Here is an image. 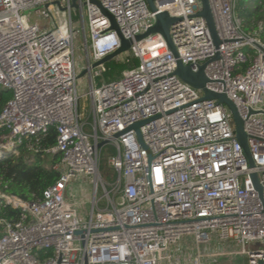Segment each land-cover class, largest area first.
Masks as SVG:
<instances>
[{"label": "built area", "instance_id": "built-area-1", "mask_svg": "<svg viewBox=\"0 0 264 264\" xmlns=\"http://www.w3.org/2000/svg\"><path fill=\"white\" fill-rule=\"evenodd\" d=\"M209 1L219 47L198 15L201 0H155L156 10L147 0H0V89L11 92L0 113V153L25 141L39 152L32 139L55 127L56 144L44 153L62 154L60 177L41 198L0 190V206L22 211L15 221L0 217V264H167L187 236L196 252L184 264H211L230 253L211 248L229 243L248 264H264V41L244 30L239 0ZM104 10L133 40L115 59H139L113 80L103 77L106 63L93 66L121 46ZM164 11L178 18L170 28L178 58L159 32L135 39ZM81 36L90 86L79 90ZM178 59L194 71L205 65L208 88L236 104L254 167L228 106L177 76ZM82 98L92 105L87 119ZM139 122L142 142L132 128ZM103 140L115 149L110 188L100 172ZM78 176L94 179L92 196L71 203Z\"/></svg>", "mask_w": 264, "mask_h": 264}, {"label": "trees", "instance_id": "trees-1", "mask_svg": "<svg viewBox=\"0 0 264 264\" xmlns=\"http://www.w3.org/2000/svg\"><path fill=\"white\" fill-rule=\"evenodd\" d=\"M237 12L243 20V28L247 33L256 32L264 41V0H239ZM139 64L136 57H128L124 60L111 59L106 62V72L103 77L113 80L122 74L127 68ZM11 98L10 91L0 89V113ZM6 130L0 129V133ZM57 141V130L51 127L46 135L32 139L33 146L40 149L39 152L29 150L27 141L19 146L20 155L7 153L0 158V190L18 196L25 201L37 200L42 197L43 192L54 184L60 177V171L54 165L62 159V154L48 155L44 151L55 145ZM111 153L115 149L111 148ZM33 161H29L30 156ZM21 209L11 205L0 206V217L10 220H18L21 217Z\"/></svg>", "mask_w": 264, "mask_h": 264}, {"label": "water", "instance_id": "water-1", "mask_svg": "<svg viewBox=\"0 0 264 264\" xmlns=\"http://www.w3.org/2000/svg\"><path fill=\"white\" fill-rule=\"evenodd\" d=\"M93 2H97V1H93ZM147 2L152 10H156L155 0H147ZM201 3H202V10L198 13V15L203 17L206 20L208 27L210 29L211 35L213 37L214 43L217 47H219L221 44V39L219 38V35H218V31L216 28V23H215L212 9H211L210 1L201 0ZM76 6L77 4L73 2V7H76ZM105 13L110 17L113 29L119 32V35L121 37V46L114 53L108 55L101 61L94 63L93 66H97L101 63H106L107 61L122 55L123 53L127 52L130 49L133 43V40L126 39L125 37L121 35L115 18L107 11H105ZM177 21H178V18L170 16L168 12L166 11L160 12L156 16L155 24L152 27H150L147 31H145L144 33L137 35L135 39L136 41H140L143 38L150 35L151 33L159 32L165 38L169 49L172 51L175 57L178 58V52H177L176 46L170 34L171 26ZM87 72L88 70H84L81 73V75L83 76ZM175 74L179 76L183 81L190 84L191 86L198 88V89H202L204 92L205 99H215L218 101V103L225 104L228 106L229 110L231 111L233 115L236 137L243 147L244 153L248 158L249 165L251 167H254L255 163L250 153L249 144H248V136L244 129V120L242 119L236 104L226 95V93H218L208 88V83L210 82V79L206 75L205 65H201L197 71H194L190 65H186L180 59H178ZM143 123L144 122H139L132 126V128H134L137 131L141 142H142V138L140 135V125H142ZM107 143H108V140H103L98 144V147H103ZM3 155L4 153L1 152L0 158ZM251 175H252V178L254 180L256 187L261 191L257 173H252Z\"/></svg>", "mask_w": 264, "mask_h": 264}, {"label": "rangeland", "instance_id": "rangeland-1", "mask_svg": "<svg viewBox=\"0 0 264 264\" xmlns=\"http://www.w3.org/2000/svg\"><path fill=\"white\" fill-rule=\"evenodd\" d=\"M83 44H84L83 36H81V38L77 42V49H78L77 69H78L79 90H82V87H84L83 85L85 84H86L85 88H88L90 86L89 83L86 81L88 74H84L83 76L81 75L82 71L84 70L83 67L85 66L84 63L86 57L89 54L88 50H86ZM91 108L92 105L90 98L87 99L82 98L80 100V111L82 113L83 119H87L91 117V113H90ZM87 130L91 131L90 127H88ZM111 148L113 147L110 144L103 146L101 149V157H100V172L104 181L108 183V188H110L111 184L114 183L117 179L116 171L108 164V158L111 155H113L110 150ZM12 153H14L15 155H20L19 150L14 151ZM72 183L74 184L75 191L78 190V194H74L75 192H73L72 189L71 192L69 193L70 195L67 194V199L69 202L75 203L77 201H80L81 194L79 193V190L83 187L89 189L88 194L87 195L85 194V198L92 196V187L94 185V179L92 177L78 176L77 178L72 180ZM98 194L99 195L102 194L101 188L99 189ZM212 246H215V244L213 243ZM177 247H178L177 251L174 248H172V250L166 254L165 263L167 264L187 263L188 258L190 259L191 253L193 254L194 252H196V245L191 236L185 237ZM239 249L240 247L236 246L234 243H229V247L227 251H229L230 253L212 257L211 264H248V259L246 255L236 253V251H239Z\"/></svg>", "mask_w": 264, "mask_h": 264}, {"label": "crops", "instance_id": "crops-1", "mask_svg": "<svg viewBox=\"0 0 264 264\" xmlns=\"http://www.w3.org/2000/svg\"><path fill=\"white\" fill-rule=\"evenodd\" d=\"M33 156V155H32ZM74 185V184H73ZM85 189H88V188H81L80 190H79V193L81 194V197H85V194H88V191H87V193L86 192H84L85 191ZM71 192V189H69V191H68V194ZM74 194H78V190H74ZM70 195V194H69ZM178 246V245H177ZM177 246H175L174 247V249L177 251V249H178V247ZM228 247H229V245L228 244H220L219 246H215L214 248H211V250H214V249H216V251H218V250H228ZM174 250V251H175ZM207 250V249H206Z\"/></svg>", "mask_w": 264, "mask_h": 264}]
</instances>
